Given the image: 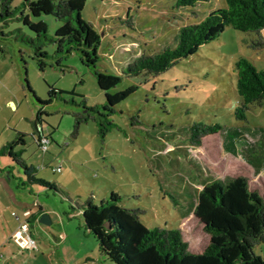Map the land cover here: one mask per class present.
Returning a JSON list of instances; mask_svg holds the SVG:
<instances>
[{"label": "rangeland", "instance_id": "374dc122", "mask_svg": "<svg viewBox=\"0 0 264 264\" xmlns=\"http://www.w3.org/2000/svg\"><path fill=\"white\" fill-rule=\"evenodd\" d=\"M224 6V0H210L194 9L177 8L175 0H85L80 18L99 35L97 57L88 55L93 64L73 53L60 61L61 67L47 61L40 68L30 59L28 46L12 36L0 37V147L17 133L25 134L22 159L35 179L53 187L35 184L21 188L22 170L15 164L10 169L0 158V174L12 173L10 181L19 196L20 206L14 209L20 213L24 205L32 211L28 224L37 247L36 251L19 252L11 245L0 255V264H54L56 257L50 252L54 241L49 233L62 221L73 235L71 239L81 236L85 245L77 249L68 244L61 256L57 254L61 261L73 263L85 246L93 257L100 256L97 242L80 226L77 202L91 200L98 205L114 193L121 198L122 207L145 209L141 219L147 228L178 229L188 251L198 254L209 240L193 216L205 186L244 177L250 191L264 195L263 158L233 142L229 146L236 154H231L219 134L205 137L199 147L188 141V127L193 124H217L226 131L264 127V102L262 107L250 106L245 121L235 118L240 103L233 69L236 59L245 57L264 71V30L259 50L250 47L254 34L227 27L219 38L163 74L122 76L133 59L173 47L182 26L198 23ZM31 20L43 21L49 36L59 26L47 15H31ZM18 27L12 23L5 32ZM45 51L52 55L54 47L47 45ZM97 74L121 82L107 83ZM53 93L58 94L57 99L52 98ZM82 99L87 107L106 104L117 112L111 120L118 130H112L103 143L93 122L78 128L73 122L72 113L79 109L69 101L80 103ZM137 114L145 126L132 128L130 116ZM34 122L38 132L50 138L46 153L38 149ZM245 138L249 143L257 141L250 135ZM58 167L60 172L52 171ZM42 215L51 224L40 223ZM252 251L264 258V243ZM105 262L113 264L107 258Z\"/></svg>", "mask_w": 264, "mask_h": 264}, {"label": "trees", "instance_id": "16d2710c", "mask_svg": "<svg viewBox=\"0 0 264 264\" xmlns=\"http://www.w3.org/2000/svg\"><path fill=\"white\" fill-rule=\"evenodd\" d=\"M13 1L0 0L1 38L12 36L17 42L28 46L30 59L40 68L46 66L47 61H52V66L56 68L61 67L60 61L73 53L84 57L86 63L93 64L88 55L95 56L99 35L80 18V9L85 0H24L18 6ZM208 1L175 0V6L194 9ZM224 1L223 8L210 12L200 22L182 26L173 47L167 46L158 53L141 54L133 59L122 76L156 77L163 74L178 62L196 54L200 47L219 38L227 27L254 34L250 47L259 50L261 32L264 30V0ZM31 15L36 18L51 16L59 26L49 36L46 24L43 21L33 22ZM12 23L19 27L5 32ZM47 45L54 47L52 55L45 51ZM233 69L240 103L234 115L237 120L245 121V112L250 106H263L264 71L257 70L245 57H238ZM97 76L112 80L116 85L121 82V79L111 76ZM57 95L53 93L52 98L57 99ZM69 102L79 109L72 113L76 128L83 123L93 122L101 143L112 130H118L111 120L117 113L114 107L106 104L87 107L84 99L80 103L74 100ZM130 117V127L145 126L138 114ZM33 126L38 134L37 142L41 134L36 122ZM188 130V141L192 146L199 147L205 137L219 134L231 154H236L235 149L229 146L233 142L241 149H249L251 155L264 159V127L243 126L226 131L217 124H193ZM247 135L257 138V141L249 143L245 138ZM25 144V134L17 133L14 140L0 147V158L6 161V166L15 164L22 170L25 179L19 178L21 188L37 184L53 190L50 184L32 176V170L22 159ZM8 174L12 176L11 172ZM59 193L63 194L60 190ZM120 199L112 193L98 205L91 200L77 202L85 232L97 242L100 253L113 264H264V258L252 251L254 246L264 243V195L250 191L244 177H236L226 184L214 182L199 193L193 216L209 240L198 254L188 251L178 229L159 226L147 228L141 219L145 209H126L119 204Z\"/></svg>", "mask_w": 264, "mask_h": 264}, {"label": "crops", "instance_id": "0c3cea01", "mask_svg": "<svg viewBox=\"0 0 264 264\" xmlns=\"http://www.w3.org/2000/svg\"><path fill=\"white\" fill-rule=\"evenodd\" d=\"M14 189L15 188L12 182L10 181V175L9 174L6 175L5 172L0 174V255L7 253L12 246L15 249H17L13 244V242L11 241V235L16 229L19 221L26 219L27 222L29 223L30 220L29 217L32 216V211L27 209L24 205H23V210L20 213L14 209L15 206H20V201H18L19 196L17 195V192L15 193ZM26 211L30 213V215L27 218L23 216L24 212ZM11 213H15L16 217H12ZM80 226L83 227V225ZM67 230L68 228L65 227V224L62 221L59 222L58 227H56L55 231L49 233L54 241V247H50L51 248L50 252L52 253V255H54V257H56V259H52L55 261L54 264H69L67 262L60 260V256L62 255V252L69 248L68 244H70V247L72 244V246H75L77 249L82 248V246L84 247L85 245L83 244L84 240L82 239L81 236H76V238L71 239V236L73 235L68 234ZM29 231L30 234L32 235L33 229H30V226H29ZM69 239H71L72 243L68 242ZM58 252H60V256H57ZM103 257L105 256H103L101 253L100 256L99 254H97L95 257H93L89 249L85 246V251L81 253H79L78 251L77 254L75 255L73 263L71 264H106L105 262L106 258Z\"/></svg>", "mask_w": 264, "mask_h": 264}, {"label": "built area", "instance_id": "2783aa9c", "mask_svg": "<svg viewBox=\"0 0 264 264\" xmlns=\"http://www.w3.org/2000/svg\"><path fill=\"white\" fill-rule=\"evenodd\" d=\"M50 142L49 137H44L43 135H40L39 138L37 139V145L38 149L42 153H46L47 151V145ZM53 172H60V168H56L52 170ZM30 215L29 212H24L23 216L27 218ZM12 217H16L15 213H11ZM11 241L15 245V247L19 251H36V242L33 239L32 235L30 234L29 231V224L27 220H22L18 222V225L16 229L14 230L13 234L11 235Z\"/></svg>", "mask_w": 264, "mask_h": 264}, {"label": "water", "instance_id": "95a60500", "mask_svg": "<svg viewBox=\"0 0 264 264\" xmlns=\"http://www.w3.org/2000/svg\"><path fill=\"white\" fill-rule=\"evenodd\" d=\"M39 222L47 225L50 224V220L46 215H42L39 219Z\"/></svg>", "mask_w": 264, "mask_h": 264}]
</instances>
